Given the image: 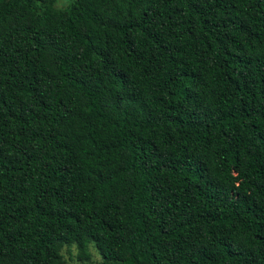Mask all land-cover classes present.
Returning <instances> with one entry per match:
<instances>
[{
    "label": "trees",
    "instance_id": "obj_1",
    "mask_svg": "<svg viewBox=\"0 0 264 264\" xmlns=\"http://www.w3.org/2000/svg\"><path fill=\"white\" fill-rule=\"evenodd\" d=\"M71 246L264 264V0H0V264Z\"/></svg>",
    "mask_w": 264,
    "mask_h": 264
},
{
    "label": "rangeland",
    "instance_id": "obj_2",
    "mask_svg": "<svg viewBox=\"0 0 264 264\" xmlns=\"http://www.w3.org/2000/svg\"><path fill=\"white\" fill-rule=\"evenodd\" d=\"M58 7H65L66 2L65 1H58L56 4ZM89 252L91 254V259L92 261H97L99 256L96 252V250L94 249L93 246H89ZM61 254L63 259L65 260V264H77V260H76V255H77V250L74 246H71L69 248H65L63 247V249L61 250Z\"/></svg>",
    "mask_w": 264,
    "mask_h": 264
}]
</instances>
